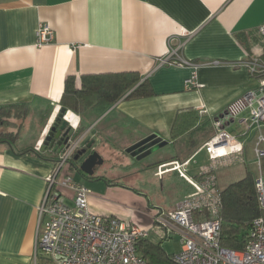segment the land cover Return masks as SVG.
<instances>
[{
  "label": "crops",
  "instance_id": "1",
  "mask_svg": "<svg viewBox=\"0 0 264 264\" xmlns=\"http://www.w3.org/2000/svg\"><path fill=\"white\" fill-rule=\"evenodd\" d=\"M40 24L54 39L38 46ZM263 24L264 0H0V110L29 107L23 121L0 116V134L17 133L13 148L0 144V264H48L35 254L38 213L46 179L57 169L49 159L60 155L41 148L61 109L80 132L78 150L92 143L79 161L91 150L100 155L99 148L112 153L142 142L162 145L145 157L130 154L125 186L103 176L88 179L105 183L90 187L88 209L146 230L137 251L148 264H174L180 237H161L153 216L157 209L174 210L194 190L170 166L159 167L188 162L185 174L200 180L210 164L202 146L214 135V120L257 87L245 63L253 56L264 60V36L257 33ZM170 40L193 67H159ZM194 75L188 90L185 82ZM66 80L83 92L77 110L60 103ZM118 80L128 82L129 91L111 103L107 90ZM141 83L151 95L130 97ZM224 128L240 142L247 135L236 123ZM243 148L242 157L219 163L220 192L247 174ZM139 163L149 167L145 175L165 182V196L131 186L141 183Z\"/></svg>",
  "mask_w": 264,
  "mask_h": 264
},
{
  "label": "built area",
  "instance_id": "2",
  "mask_svg": "<svg viewBox=\"0 0 264 264\" xmlns=\"http://www.w3.org/2000/svg\"><path fill=\"white\" fill-rule=\"evenodd\" d=\"M257 33L264 36V24ZM36 37L37 45L41 46L51 43L54 34L47 25L40 24ZM180 48V44L174 46L170 40L167 54L158 60L159 67H193L180 56ZM245 67L257 80V87L230 104L222 118L213 122L214 135L202 146L210 164L201 169L200 180L195 181L185 174L182 168L188 162L175 161L159 167L170 166L169 171H177L194 190L174 210L157 209L153 216L156 232L161 237L172 232L180 237L181 250L173 255L174 264H264V217L247 224L242 250H229L220 245L221 195L215 171L220 162L230 157L240 158L244 152L237 137L225 130L226 123H236L241 135L252 129L255 132L253 155L258 174L253 184L258 207L264 213L261 166L264 150L260 148L264 144V61L253 56ZM195 78L194 75L185 82L186 89L196 85ZM244 111H249V115L241 117ZM78 142L60 154L56 172L46 179V193L38 213L35 254L45 256L48 264H147L137 251L148 236L146 230L89 211V190L74 180V170L68 171V160L78 150Z\"/></svg>",
  "mask_w": 264,
  "mask_h": 264
},
{
  "label": "trees",
  "instance_id": "3",
  "mask_svg": "<svg viewBox=\"0 0 264 264\" xmlns=\"http://www.w3.org/2000/svg\"><path fill=\"white\" fill-rule=\"evenodd\" d=\"M264 58V54H263ZM264 61V60H263ZM120 77V76H117ZM117 87L107 90V99L115 102L120 96L129 91V83L118 80ZM134 82V81H133ZM82 91L73 88L72 84L66 80L63 95L60 103L62 106H69L77 110V101ZM151 95V91L141 83L129 96L142 97ZM28 105H11L0 110V116L12 118L16 121H23L28 115ZM2 113V114H1ZM7 126L9 123H6ZM17 133L5 132L0 134V144H7L9 147L15 145ZM73 157L68 160V171L76 170L81 175L79 167L73 161ZM51 158L49 161H57ZM175 162V161H174ZM177 162V161H176ZM82 176V175H81ZM83 177V176H82ZM221 195V237L220 245L229 250L240 251L243 249L246 240V226L255 218L264 217V213L259 209L256 193L253 184V174H247L239 181L231 184L220 192ZM148 264V263H147Z\"/></svg>",
  "mask_w": 264,
  "mask_h": 264
},
{
  "label": "rangeland",
  "instance_id": "4",
  "mask_svg": "<svg viewBox=\"0 0 264 264\" xmlns=\"http://www.w3.org/2000/svg\"><path fill=\"white\" fill-rule=\"evenodd\" d=\"M249 115V111H246L241 117H246ZM241 142L245 145V153H244V162L241 165L242 170L248 171L253 174V176H257L258 174V166L256 162V158L253 155V147L255 143V137H254V130L252 129L247 133L246 136L241 138ZM17 147H22V144H18ZM260 148L264 150V144L260 145ZM99 153L101 155V159L103 161L102 165L97 166L94 170L95 176H103L106 179L109 180H117L121 186L127 185L128 181L127 178L124 177L125 174V166L132 164V160L130 157V154L127 152V149L124 151H120L119 149H113L112 153H106L100 150ZM97 150V151H98ZM129 163V164H128ZM133 165V164H132ZM136 165V164H134ZM261 166L264 171V159L261 160ZM138 172L141 171L138 175L142 177L141 183L138 185H131V186H137L143 188L146 192H148V195L155 196V197H161L162 195H166V186L165 182H162V180H159L157 178H153L151 175H145L147 171L149 170V167H143L141 164H137L135 167ZM139 176V177H140ZM74 179L80 183L85 185V187L89 190V193L91 194L92 190L94 191L98 185H102V181H95V180H85L79 173L73 172ZM164 185L165 192H162L161 186ZM91 187V188H90ZM136 187V188H137ZM68 203H70L69 200H67ZM39 257L46 260V257L43 256L41 253H39Z\"/></svg>",
  "mask_w": 264,
  "mask_h": 264
},
{
  "label": "water",
  "instance_id": "5",
  "mask_svg": "<svg viewBox=\"0 0 264 264\" xmlns=\"http://www.w3.org/2000/svg\"><path fill=\"white\" fill-rule=\"evenodd\" d=\"M65 110L61 109L59 115L55 119L54 123L52 124L50 130L46 134L44 141L42 143L41 152H45L46 150L50 151L53 155H60L64 154V152L73 144L78 142L80 138V132L72 130L68 123L63 120ZM223 116L220 115L217 117L214 121L221 119ZM158 141H155L152 143V147L146 146V142L139 143L135 146L130 147L127 149V152L131 154L132 156H148L151 154V152L156 151L161 144L157 143ZM92 143H89L86 146V149L78 150L76 151L73 161L77 162L79 159L85 154L86 150L91 149ZM139 158V157H137ZM54 162H58L54 161ZM103 161L100 157V155L94 151L91 150V154L87 156L84 161L79 165V171L80 173H83L86 176L92 177L94 174V168L97 166L102 165ZM78 173V171L74 170ZM84 178V177H83ZM85 180H88L84 178Z\"/></svg>",
  "mask_w": 264,
  "mask_h": 264
},
{
  "label": "flooded vegetation",
  "instance_id": "6",
  "mask_svg": "<svg viewBox=\"0 0 264 264\" xmlns=\"http://www.w3.org/2000/svg\"><path fill=\"white\" fill-rule=\"evenodd\" d=\"M91 154V151L84 157V159L87 157V156H89ZM84 159H82L81 161H77L76 162V165L79 167V165L84 161ZM94 170H95V168H94ZM81 175L84 177V178H86V179H91V178H93V176H94V174H93V176L92 177H89V176H86V175H84L83 173H81Z\"/></svg>",
  "mask_w": 264,
  "mask_h": 264
}]
</instances>
